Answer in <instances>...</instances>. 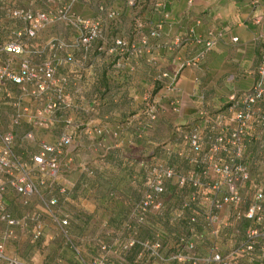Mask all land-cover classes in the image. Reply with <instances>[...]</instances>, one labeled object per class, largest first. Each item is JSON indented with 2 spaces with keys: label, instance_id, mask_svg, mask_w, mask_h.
<instances>
[{
  "label": "rangeland",
  "instance_id": "obj_1",
  "mask_svg": "<svg viewBox=\"0 0 264 264\" xmlns=\"http://www.w3.org/2000/svg\"><path fill=\"white\" fill-rule=\"evenodd\" d=\"M149 2L152 1L137 0L136 6L128 7L125 5L124 0H79V4H74V10L86 17L102 19V15L97 12V5L101 4L107 8L114 9L117 12L115 20L104 24L107 30L111 27L113 33H105V38L107 41H110L114 36H120L131 42L133 41L132 24L134 18L138 16L147 23L152 16L151 13L154 12ZM56 3L57 1L55 0L54 2L49 0H1L0 27L3 28V39H6L7 32L11 27L18 26L17 22L12 21L3 14V7L25 6L33 10H39L53 8ZM73 36L74 31L69 27L61 23H52L40 30L37 38L33 42L37 45H42L46 40L51 38L71 39ZM94 55L93 52L88 55L89 61L82 60L77 52L74 55V61L70 64L72 67L71 70H75L73 67L76 65L79 67L85 63L87 66L88 64H93L96 57L104 58L107 61L108 56H96L94 59H91ZM19 57L20 56L15 59L18 60ZM5 58L10 60V65L14 67L13 57L7 55ZM106 66V69L110 70L109 62H107ZM130 66L132 68V65ZM64 67L67 68L65 65H59L57 69L60 70ZM121 70L123 69L115 71L114 74H118ZM149 97L148 95L149 100L147 102L152 103L155 107V103L151 101ZM143 101L145 100L143 99ZM24 102L25 105H27L28 98H26ZM34 104H38V102ZM27 107L29 106L27 105ZM11 108L13 109V107ZM29 108L31 111H34L39 107L35 106ZM85 108L86 107H67L60 112L56 111L55 113H51V115L57 118L58 115H61L62 118H70L71 121L77 125L76 128L65 129L63 123L60 122L50 126L48 121L51 115L47 114L42 115L40 124L39 121L30 123L31 126H29L28 129L33 139L29 140L26 149L31 147V150L34 151L36 149V143L40 140L49 142L54 141L55 137L62 130L69 131L72 141L69 146L61 150L58 156V158L61 156L63 160H59L58 174L54 180H50L39 174L32 175L35 182L38 183L42 181V184L37 185L40 198L44 200L48 197H55L57 199L55 207H50L49 211H47L44 209L42 201L38 196L31 197L28 202L23 205L19 200H15L16 196L12 192H8V196L11 200V207L9 210L14 217L20 218L25 213H40L41 236L37 240H32L30 238L29 230L32 226L30 221L20 226L13 227V237L3 240L0 239V246L5 257L14 258L17 264H92L93 261L97 259H102L107 264H210L205 260L210 257L212 253L218 252L227 255L243 244L246 239L247 231L256 228L264 232V203L262 207L263 211L259 214L260 220L238 221L234 218L236 210L243 212L248 208L254 191H264V148L260 147L258 144H250L245 149L243 161L250 173V180L242 188V201L240 204L227 205L219 211L215 210L211 207L213 193L206 185L199 188H193L190 185L178 186L174 180H170L165 182L167 184H165L164 194L158 196V208L150 209L145 214L144 220L141 223H135L137 203L143 191L146 189L149 178L147 174L148 167L156 164H165L173 167L176 171L184 175H200L202 163L199 160H197V162H191L193 164L195 163L196 167L189 168L188 163L182 164L179 160L177 161L171 156L174 154L177 155L176 152L181 151L183 154L181 157L186 156V162L190 161L189 159L193 154L186 149L188 146L183 143L180 137L181 131L189 124L185 123L180 126H175V129L171 133H168V129L151 122L150 126L153 125L152 131H150L151 135L159 140L157 144L153 142L152 144L143 146L147 153L150 152V150H158L159 153H157L155 157H149L147 155L139 156L141 148L138 143L134 141L135 134L129 131L127 127H123V125L122 127L119 126V133H117V129L115 130L114 137L108 130L107 133L104 134L99 148L92 147L86 142H78V140L80 141L77 136L81 129L80 123H85L83 117H90L91 119L92 116L91 111ZM116 108L121 110L124 108L126 109V107ZM145 108L146 107H144L143 110ZM155 109L156 111L157 109L160 110V107H155ZM86 110L87 113L85 112ZM5 111L7 113L9 112L8 114L10 115L8 109H5ZM196 112L197 115L194 119L206 116L203 109ZM185 113L184 111L181 115ZM144 116L148 119L146 115ZM77 117L79 118L77 119ZM112 117L110 120L117 125L125 121L123 117L117 115ZM134 119L135 123L140 122L138 124L140 127L143 125V118H141V116L136 115ZM148 120L152 121L150 119ZM180 121L183 122L185 120L182 119ZM90 123H96L95 126L101 129L103 126L106 127V125L111 124L107 119L97 122L91 121ZM13 126L14 125L11 123V116L7 119L0 118V129L2 131L12 133L10 129ZM98 127L95 128L99 129L101 132V129ZM138 130L139 129H137V131ZM200 130L203 134H206L204 133L206 131L205 127H200ZM171 134H176L177 140H173ZM17 135L20 137L21 133ZM143 135L144 134H141V138L144 137ZM15 139L16 143L14 144L17 145V149L23 151L19 148L22 147V145L18 137ZM112 139H116L114 143H111ZM127 140L130 143H127ZM88 141L90 142L91 140ZM177 147L181 149L175 150L174 148ZM174 150L176 151L175 153ZM125 152L131 153V155H133L132 158H135L138 163H136V169H139V167L142 168V175L138 182H136V179H134V182L127 180L123 172L126 160L121 161L120 167L112 163V155L120 153L122 158H124L126 156ZM94 153L98 154L93 156ZM19 155L20 158L23 159L24 155ZM108 155L110 156L106 159L105 157ZM68 156L72 157L70 161L66 160ZM80 158L82 160H79ZM63 161H66V166L62 165ZM81 166H88L89 168H87V170H80ZM81 171H85L86 177L89 179L97 177V183L100 186L110 184L111 182L112 184L115 183L116 185L126 186L127 188L133 187L135 195L131 202V207L125 211L120 222L109 224L105 221L107 218V213L105 212L106 208L102 209L100 207L97 209L90 208V210H94L95 212V217L92 221L86 223L81 219L80 216L85 217L86 214L79 208L80 205L77 203L80 201L79 188L73 184L77 176L76 173H81ZM94 171H96L97 175H95ZM112 173L117 175L116 178H112L114 177ZM200 179L202 182H207V179L203 177ZM107 196L108 195H106V197ZM100 199V202H104L105 205L109 202L106 198ZM49 212L57 217L62 214L68 216L69 223L65 229L66 236H63L59 232L50 218ZM212 215L219 217V222L209 223V219ZM189 217H195L196 222L189 223ZM4 227V224L0 223V234ZM213 231H215V233ZM131 238L148 244L157 243L158 248L156 252L159 258L151 256L149 252L146 251H142L140 255L137 256L140 252V249L137 247L128 250L123 249L122 245L127 239ZM101 246H104V248L102 249ZM262 253L264 255V243L256 240L253 251L231 259L230 264H256L255 260L258 259ZM193 259H195V263Z\"/></svg>",
  "mask_w": 264,
  "mask_h": 264
},
{
  "label": "built area",
  "instance_id": "obj_2",
  "mask_svg": "<svg viewBox=\"0 0 264 264\" xmlns=\"http://www.w3.org/2000/svg\"><path fill=\"white\" fill-rule=\"evenodd\" d=\"M54 2V0H49ZM57 3L53 8L33 10L30 7H3V14L18 23L11 27L6 39H3V28L0 27V84L9 82L15 86V97L12 101L11 123L17 126L21 121L34 123L40 120L42 115L60 112L67 107H79L74 105L64 93V86L68 81L65 75H56L59 65L71 64L74 54L78 52L80 59L90 60L88 55L100 54L112 55L110 72L114 73L120 69L130 70V60L150 52L152 48L167 47L168 44L151 45L150 39H157L161 29V21L149 23L141 20L138 16L134 18L132 30L133 41H127L124 37H114L107 41L105 38L106 22L115 20L117 12L101 4L97 5V12L102 19L86 17L74 10V4L78 0H55ZM128 7L137 5V0H124ZM257 3V1H256ZM154 9H161L162 3L154 1ZM260 17L255 22L259 23ZM52 23H61L74 31L71 39L51 38L42 45L33 41L43 28ZM147 27V31L144 28ZM222 31L211 33L204 38L190 30L184 36L177 37L173 47H183L189 43L195 44L199 49L192 57L187 59H176L175 66L170 72L164 71L158 74V79H165L164 90L172 91L178 81L182 70L188 66L195 65L202 60L221 37ZM264 39V37H263ZM236 40V38H234ZM7 55L20 56L16 68L10 65ZM94 56L91 58L93 59ZM37 59V60H34ZM32 100L40 103L38 109L32 110L25 105L24 100ZM145 114L148 119L154 120L156 109L152 103H148V95L145 94ZM229 106L227 114L219 116L210 123L209 132L203 134L197 125H189L180 133V137L193 154L191 162L199 160L202 163L201 173L184 175L173 167L165 164H156L148 167L149 175L146 189L143 191L137 203L135 223H141L145 214L150 209L159 206L158 196L165 189V182L174 180L178 186L190 185L199 188L206 185L213 193L211 207L221 210L227 205H238L242 201V188L250 180V173L243 159L245 149L249 144H258L264 148V51L256 68V78L250 87L241 93H232L228 97ZM177 111V107H172ZM66 128H76L77 125L68 117L62 118ZM98 133V129H94ZM26 140H32L31 132L24 134ZM69 131L62 130L54 141L40 140L36 143V150L31 147L23 152V159L14 151V138L11 132L0 129V223L4 229L0 239L13 237L12 228L20 226L27 221L32 224L29 235L32 240L41 236L40 213H25L20 218L12 216L7 210L3 197L9 191L12 192L21 204H26L31 197L38 195V183L32 178L33 174H39L50 180H54L58 174L59 154L61 150L71 144ZM178 156H183L177 151ZM22 155V154H21ZM207 179L202 182L200 178ZM210 178V179H209ZM41 199V198H40ZM44 209L49 211L50 207L57 204L55 197L41 199ZM264 203V191H254L248 208L241 212L236 210L235 220H260V212ZM50 218L58 228L59 232L66 236V227L69 218L66 214L57 217L49 212ZM219 222V217L212 215L209 223ZM195 217H189V223H195ZM215 233V231H213ZM256 239L264 241V232L253 228L246 233V239L237 249L227 255L214 252L205 261L210 264H230L231 259L245 254L253 249ZM1 245V244H0ZM137 247L140 252H149L157 257V243L148 244L134 239H127L122 245L125 250ZM103 249L104 246H101ZM176 258V256H175ZM195 263V259H193ZM0 264H17L14 258L5 257L0 246ZM92 264H107L102 259L94 260Z\"/></svg>",
  "mask_w": 264,
  "mask_h": 264
},
{
  "label": "crops",
  "instance_id": "obj_3",
  "mask_svg": "<svg viewBox=\"0 0 264 264\" xmlns=\"http://www.w3.org/2000/svg\"><path fill=\"white\" fill-rule=\"evenodd\" d=\"M151 1L149 2L151 8L154 1L161 2L162 7L159 10L152 8L154 12L151 13L152 16L147 22L161 21V29L159 37L150 39L149 42L152 46L168 44L169 48L164 46L152 48L150 52L144 53L138 59H131L129 64L132 65V68L129 71L123 69L118 74L111 73L106 69L107 62L110 63L113 58L112 55L108 56L107 61L104 58L94 56L96 59L93 64L87 66L86 63H82L83 65L79 67L78 65L74 66L75 70H71L70 64H65L67 68L57 69L56 75H65L68 78L64 86V93L71 103L79 105V107H86L85 109L91 111L92 114V120L90 117H83L85 123H80L81 129L77 135L80 141L78 140V142H86L92 147L99 148V144L102 143L101 140L108 130L114 137L115 130L117 129L116 131L119 133L120 127L123 125L135 134L134 141L141 148L139 156L155 157L159 153L158 150H150L147 153L143 146L153 142L157 144L159 140L151 135L150 131L153 128V125L150 126L151 122L168 129V133H171L175 126L185 123L205 127L206 131L209 132L210 123L219 116L227 114L229 95L241 93L248 89L255 80L260 55L264 51V0ZM76 4H79V0ZM256 17L261 18L259 23L255 22ZM190 30L204 38L217 31H222V35L202 60L182 70L172 91H165L164 85L167 81L158 79V74L164 71L170 72L173 70L177 58H190L199 49L193 43L179 48L173 47L175 39L186 35ZM144 31H147V27L144 28ZM105 33H113L111 27L108 30L105 28ZM132 38L134 40L133 34ZM9 56L13 57L14 67L16 68L17 56ZM98 56L102 57L104 55L100 54ZM0 62L3 61L0 59ZM15 92V86L11 83L3 82L0 84L1 119H7L12 115L13 109L11 107ZM145 94L150 96L149 98L155 103V107H160V110L157 109L156 117L152 121L144 116L146 115L144 114L145 109L143 110L146 107V101H143ZM34 103L35 101L28 100L27 105L29 107L40 105V103ZM116 107H126V109L121 110ZM172 107H177L178 110L174 111ZM5 109L10 111V115ZM200 109L205 111L206 116L199 117V120L194 119L197 115L196 111ZM184 111L186 113L181 115ZM114 115L123 117L125 119L124 123L117 125L112 122L110 118ZM136 115L143 118L141 127L138 125L140 122L135 123L134 118ZM58 118L51 115L48 121L49 125L62 123V116L58 115ZM103 119L109 120L111 124L106 125V127L103 126L101 129L95 126L96 123H90L91 121L97 122ZM182 119L185 121L181 122ZM29 126H31L30 123L22 121L19 125L10 129L14 136V143H16L15 138L18 137L22 145L19 148L23 151H19L17 145L14 144V151L17 154H23L26 149L29 140L24 138V134L30 132ZM95 127L100 128L101 132L99 129L98 133L94 132ZM137 129L139 130L137 131ZM206 131L204 133H207ZM19 133H21L20 137L17 135ZM141 134H144L142 138L146 141L141 138ZM171 135L173 140H177L176 134ZM115 140L112 139L111 143H114ZM183 143L185 144V142ZM186 149L189 150V148ZM97 154L94 153L93 156ZM125 154L124 158L120 153L112 155V163L120 167L121 161L126 160L123 172L127 180L134 182V179H136V182H138L142 175V168L136 169L137 162L135 158H132L133 155L129 152H125ZM109 156L105 158L107 159ZM171 156L182 164L188 163L189 168L196 167L195 163L186 162V156L181 157L175 154ZM59 158V160L62 159L61 156ZM71 159V156L66 158L67 161ZM65 162H62L63 166H66ZM87 168L89 167L81 166L80 170H87ZM94 173L97 175L96 171ZM76 174L73 184L79 188L80 201L77 203H79L81 211L86 214L85 217L80 216L81 219L86 223L92 221L95 212L90 208L97 209L100 207L102 209L106 208L107 218L105 221L109 224L120 222L125 211L131 207L135 195L133 187L127 188L111 182L100 186L97 183V177L89 179L86 177L85 171ZM112 175L114 176L112 178L117 176L115 173H112ZM106 195L108 196L106 197ZM100 198H106L109 202L105 205L104 202H100ZM3 201L9 213L13 216L9 210L11 200L8 193L4 194Z\"/></svg>",
  "mask_w": 264,
  "mask_h": 264
},
{
  "label": "trees",
  "instance_id": "obj_4",
  "mask_svg": "<svg viewBox=\"0 0 264 264\" xmlns=\"http://www.w3.org/2000/svg\"><path fill=\"white\" fill-rule=\"evenodd\" d=\"M165 184H167V183H165ZM164 192H165V189L162 191V193H160V195L164 194ZM261 211H263V210H261ZM256 240H259V242L264 243V241H262V240H260V239H256ZM255 244H256V242H255ZM255 244H254V246H253V249L250 250V251H248L247 254H248L249 252H251V251L254 250V248H255ZM254 260H255V259H254ZM255 262H256V264H264V255H263V253L259 256L258 259L255 260Z\"/></svg>",
  "mask_w": 264,
  "mask_h": 264
}]
</instances>
